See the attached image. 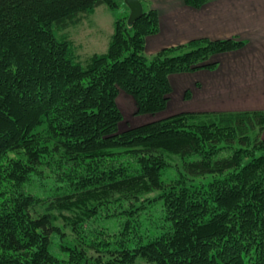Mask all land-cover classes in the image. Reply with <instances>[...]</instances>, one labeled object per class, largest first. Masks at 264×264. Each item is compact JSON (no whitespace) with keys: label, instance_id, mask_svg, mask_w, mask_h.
Returning a JSON list of instances; mask_svg holds the SVG:
<instances>
[{"label":"trees","instance_id":"1","mask_svg":"<svg viewBox=\"0 0 264 264\" xmlns=\"http://www.w3.org/2000/svg\"><path fill=\"white\" fill-rule=\"evenodd\" d=\"M139 1L142 16L117 19L107 51L82 64L56 32L114 0H0V161L21 154L0 165V264H264L263 111L179 112L117 130L120 92L135 114L160 112L171 76L213 69L245 42L194 39L147 59L158 13ZM173 157L177 177L163 179ZM42 166L72 189L61 206L74 241L57 252L53 205L38 214L39 201L21 192ZM157 202L166 225L129 247L130 218ZM121 215L131 216L122 231L90 227Z\"/></svg>","mask_w":264,"mask_h":264},{"label":"rangeland","instance_id":"2","mask_svg":"<svg viewBox=\"0 0 264 264\" xmlns=\"http://www.w3.org/2000/svg\"><path fill=\"white\" fill-rule=\"evenodd\" d=\"M114 1L117 3L115 8H109L107 5H102L91 13L80 14L79 20L70 24L67 29L62 31L57 30L56 35L58 37H68L73 42L82 64H84V60L88 56L94 53L102 54L107 51L111 35L113 34L115 21L129 15V10L125 5L124 0ZM142 2L146 10H154L150 0H142ZM153 55H146V57L147 59H150ZM225 66L216 65L215 68L210 69L211 72H204L192 76L196 77L202 83L201 89H196L194 87L186 89L187 85L190 84L191 81L193 82V79L191 81H188L187 79L180 80L179 82L174 81L173 89L166 108L155 114H135L133 99L124 92H120L116 97V103L122 115V119L117 126L118 132H122L140 124L162 119L175 113L186 111H245L246 109H244V107H246L252 109L250 111L264 112L263 104L257 105L256 108H254L250 105V101L248 100V97L252 94L258 93V91H254L251 88H239V90H235V87L233 86L235 85L234 72L236 66H232L231 68L227 67L226 69L224 68ZM222 68L223 70H221ZM232 83H234V85H232ZM216 87H221V89H215ZM227 98L228 100L231 99L233 101L240 98V106L232 105L222 107V102ZM262 136L264 137V132ZM224 154L228 153L224 151L220 156ZM20 155L21 154L17 153H9L0 161V165L5 167L10 161L20 160ZM172 160L174 162L178 161L176 157H173ZM173 161L172 163L174 164ZM178 164L179 161L177 165H170L168 168L164 169L162 178L166 179V177L171 178L172 176L177 177ZM59 173L60 172L54 167L48 168L42 166L38 169L36 175L31 177V179L21 187L22 194L31 196L41 204L35 208V211L38 214L46 212L45 209L48 206L53 205L52 207H54V210L51 213L56 217L54 224L59 228L58 232L60 236L59 238L54 235L51 239V244H53L52 250L55 252H57L56 246L58 244L72 243L75 235L72 227L67 226L66 218H71V215H69V213L61 206L62 202L67 200V196L72 194V189L67 185L68 183L62 180L63 178ZM209 177L210 176L207 178ZM159 204L160 203L157 202L150 208L135 214V216L133 215V217L121 215L120 217L113 219L97 218L90 227L97 231L100 229L99 227L105 228L106 226L108 227L107 230L111 233L119 232L123 230L122 223L131 217V224L134 225V228L136 227V233L132 230L125 236L127 244L130 247L135 245L138 240L137 237L160 232L163 229L162 226L166 225L161 218L162 210L159 208ZM33 216H35V214ZM75 224L79 225L78 222ZM74 226L75 225L73 224V227ZM135 264L149 263L138 259Z\"/></svg>","mask_w":264,"mask_h":264},{"label":"crops","instance_id":"3","mask_svg":"<svg viewBox=\"0 0 264 264\" xmlns=\"http://www.w3.org/2000/svg\"><path fill=\"white\" fill-rule=\"evenodd\" d=\"M150 2L158 13L159 29L156 34L145 39L147 56L194 39L243 40L245 46L242 49L219 55L215 60L218 66H225L228 62L225 69L236 66L235 85L232 83L235 90L251 88L258 91L248 97L250 105L254 108L260 104L264 105V0H209L198 9L185 5L183 0H150ZM204 72L211 70L173 75L170 77L171 88L173 89L174 81L193 79L186 89L189 87L201 89L202 83L192 76ZM215 89L220 90L221 87ZM240 101V98L236 101L227 98L221 106H240ZM244 109L252 110L246 107Z\"/></svg>","mask_w":264,"mask_h":264},{"label":"water","instance_id":"4","mask_svg":"<svg viewBox=\"0 0 264 264\" xmlns=\"http://www.w3.org/2000/svg\"><path fill=\"white\" fill-rule=\"evenodd\" d=\"M124 3L129 10L127 24L132 25L137 19L142 16V4L139 0H124Z\"/></svg>","mask_w":264,"mask_h":264}]
</instances>
